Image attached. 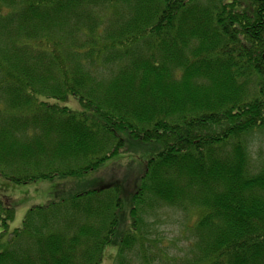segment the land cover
<instances>
[{"label":"trees","instance_id":"obj_1","mask_svg":"<svg viewBox=\"0 0 264 264\" xmlns=\"http://www.w3.org/2000/svg\"><path fill=\"white\" fill-rule=\"evenodd\" d=\"M262 128L264 0H0V177L63 181L11 232L0 200V264H160L162 208L174 262L264 264Z\"/></svg>","mask_w":264,"mask_h":264},{"label":"rangeland","instance_id":"obj_2","mask_svg":"<svg viewBox=\"0 0 264 264\" xmlns=\"http://www.w3.org/2000/svg\"><path fill=\"white\" fill-rule=\"evenodd\" d=\"M73 111H80L81 107L78 102L69 99L67 102L61 104ZM249 153L251 162L254 168H257L261 162L264 161V128L254 132L249 138ZM127 159H122L119 162L123 166L127 163ZM101 168L99 172H102ZM103 171L101 174H103ZM97 174H99L97 172ZM61 180H47L38 181L30 184H15L4 180L0 177V200H8L11 205H15L14 217L8 223V231L11 232L14 229H18L22 226V221L27 211L33 206H42L53 198V193L57 189V185L61 184ZM160 213L161 223L158 227L159 237L161 240L163 255L167 256L162 258L160 264H180L174 262L180 258H187L189 252V239L190 236L189 227L193 224V219L190 216H186L185 213L170 209L162 208ZM188 239V240H187ZM160 246V245H159ZM153 254H159L155 249H152ZM116 248L107 247L103 253L101 264H113V256H115ZM161 256V255H158ZM174 260V261H173ZM158 259L155 264H159ZM116 264V261L115 263Z\"/></svg>","mask_w":264,"mask_h":264}]
</instances>
